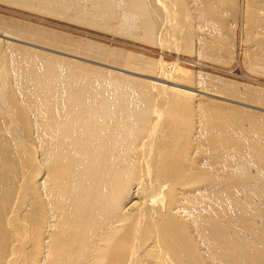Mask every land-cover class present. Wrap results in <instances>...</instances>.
Masks as SVG:
<instances>
[{"label":"bare ground","instance_id":"1","mask_svg":"<svg viewBox=\"0 0 264 264\" xmlns=\"http://www.w3.org/2000/svg\"><path fill=\"white\" fill-rule=\"evenodd\" d=\"M1 1L221 64L241 18L264 76V0ZM16 32L0 30V264H264V87Z\"/></svg>","mask_w":264,"mask_h":264},{"label":"rangeland","instance_id":"2","mask_svg":"<svg viewBox=\"0 0 264 264\" xmlns=\"http://www.w3.org/2000/svg\"><path fill=\"white\" fill-rule=\"evenodd\" d=\"M241 22H242L241 18H239L238 26L236 27L234 38H233L234 39L233 46H235L233 49V54L231 55V58L229 59L228 62L221 64L220 62L216 63L215 61H211L205 58L201 59L200 57H197L194 52L193 54L190 51L182 50V48L180 47H178L179 49L177 48V50L175 47L173 49L172 45L167 44L168 45L167 46L166 43L162 44V42H158V40L152 41L155 44L152 42L151 44L150 41H147V40H141L139 38L138 40L137 38L118 34L111 30L109 31V30L99 28V27H94V26L92 27L85 23L81 24L80 22L75 21V20H71L68 18H64V17H60L57 15H52V14L49 15V14L40 12L35 9L25 8V7L15 5V4L12 5L11 3L7 4V2L5 3V1L0 0V30L6 29L10 32H16L17 31L16 28H18V26H21V25H24V26L27 25L32 29L34 28L45 29L48 32H50V35H52V38H54L53 41L51 42L43 41L35 37H31L32 38L31 39L25 36L24 32L20 30L16 32V34H20V36L24 35L23 37H21L24 40L34 42V43L37 42V44L45 45L50 48L59 49V50L73 53V54L83 57V58L74 57L73 59H76V60H80V61L87 60L86 61L87 63H94V61L91 62V59L95 60V63L96 61L104 62V64L96 63V65L97 66L100 65L101 67L104 66V67L111 69L109 66L105 64L121 67L124 64L125 54L127 52H133L136 54H141V55L153 58L155 60L161 58L164 64L155 63L156 66L155 65L154 66L155 67L159 66L161 69L164 68L166 72L167 70L174 69V67L169 64H173V62H177L176 66L182 67L186 69L188 72H191L194 79L196 78V76H198L199 73H204V74L207 73V74L216 76L219 79L221 78V81L223 80L227 82L226 84L230 83V85L232 86L236 85V88L239 90H241L242 87H244V84L245 85L250 84L251 86L264 87V78H263L264 76L262 77L261 74L251 72L246 63L247 61L243 60V59H246L244 58V48H245L244 45L246 44H245L243 22L242 23ZM12 25L14 26L11 27ZM13 29H15L16 31H14ZM19 29H22V28L20 27ZM62 38H72V39H78V41L82 40L84 42H93V43L100 45L101 47L99 48V50L94 51V52L74 50L67 45H62L61 44ZM26 45L27 46L30 45L31 47H34V48H39L31 44H26ZM49 52H52V51L49 50ZM60 55L66 56L64 54H60ZM169 66H171L172 68L169 69ZM145 70L147 71V69ZM152 71L148 70L147 72L150 73ZM138 77H141V76H138ZM222 95H225L226 97L227 96L234 97V96H230L228 94H223V93ZM216 99H219L222 101L225 100L223 98H216ZM225 102H230V101L225 100ZM230 103H234V102H230ZM243 106L245 107V105ZM248 108H252L255 110L257 109L251 106H249Z\"/></svg>","mask_w":264,"mask_h":264}]
</instances>
